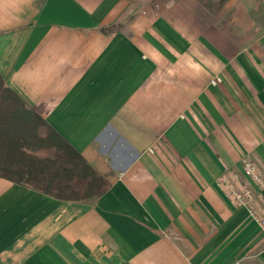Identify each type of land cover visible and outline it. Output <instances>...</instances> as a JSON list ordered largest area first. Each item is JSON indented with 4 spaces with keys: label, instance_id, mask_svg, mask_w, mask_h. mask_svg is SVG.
Segmentation results:
<instances>
[{
    "label": "crops",
    "instance_id": "1",
    "mask_svg": "<svg viewBox=\"0 0 264 264\" xmlns=\"http://www.w3.org/2000/svg\"><path fill=\"white\" fill-rule=\"evenodd\" d=\"M0 75L110 182L0 178V264H264V0H0Z\"/></svg>",
    "mask_w": 264,
    "mask_h": 264
},
{
    "label": "trees",
    "instance_id": "2",
    "mask_svg": "<svg viewBox=\"0 0 264 264\" xmlns=\"http://www.w3.org/2000/svg\"><path fill=\"white\" fill-rule=\"evenodd\" d=\"M0 178L68 202L95 203L110 188L0 75Z\"/></svg>",
    "mask_w": 264,
    "mask_h": 264
},
{
    "label": "built area",
    "instance_id": "3",
    "mask_svg": "<svg viewBox=\"0 0 264 264\" xmlns=\"http://www.w3.org/2000/svg\"><path fill=\"white\" fill-rule=\"evenodd\" d=\"M220 82H221L220 78L217 77V78L213 79L210 82V84L216 85ZM243 174L246 177L251 178L253 181L258 182L260 180V175L255 171L254 166L250 161H244ZM234 197H235L236 201H238L242 205H245V206L252 205L253 194L250 190L245 189L241 192L235 193ZM256 221H257V224L259 225V227L261 228V230L264 232V218L256 219Z\"/></svg>",
    "mask_w": 264,
    "mask_h": 264
}]
</instances>
